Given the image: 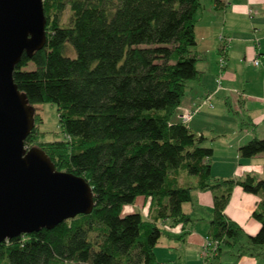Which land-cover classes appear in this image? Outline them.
<instances>
[{
  "label": "trees",
  "instance_id": "1",
  "mask_svg": "<svg viewBox=\"0 0 264 264\" xmlns=\"http://www.w3.org/2000/svg\"><path fill=\"white\" fill-rule=\"evenodd\" d=\"M211 1L219 8L228 2ZM43 5L47 42L32 55L24 53L14 70L35 108L25 145L41 147L58 170L84 177L95 206L54 228L6 239L0 264H159L158 222L182 224L176 238L184 240L193 219L183 205L197 190L221 189L210 222V236L221 244L210 264L224 245L243 253L264 248V179L215 177L207 137L174 121L188 83L202 76L194 47L203 0H43ZM44 102L57 105L61 137L53 141L41 139L36 105ZM263 152L264 138L258 136L239 148L242 158ZM180 168L196 175L197 183H180L173 174ZM235 185L260 196L252 213L261 224L255 235L225 213ZM137 195L151 198L150 217L122 214Z\"/></svg>",
  "mask_w": 264,
  "mask_h": 264
},
{
  "label": "crops",
  "instance_id": "2",
  "mask_svg": "<svg viewBox=\"0 0 264 264\" xmlns=\"http://www.w3.org/2000/svg\"><path fill=\"white\" fill-rule=\"evenodd\" d=\"M209 2L203 6L196 25L197 46L194 53L199 58L197 66L202 76L200 80L192 81L187 86L185 93L187 97L178 107L174 121H180V115L185 110L195 111L186 125L197 134L205 135L207 137L205 144L212 147L214 153L217 155L222 153L218 159L212 156L213 159L210 160L215 177L238 179L252 174L264 179V152L252 158H242L239 153L240 146L253 137L264 138V59L259 66L253 64L254 58L264 53V0H228L227 5L220 8L214 2ZM221 35L231 38L230 46L224 53L226 64L223 68L219 64L222 56ZM218 77L222 79L223 88L220 90ZM217 89L219 90L217 94L221 91L228 101L232 91L243 92L239 96L240 104L244 108L243 116L240 122H233L232 127L234 137L237 135V138L223 145L217 144L214 136V139L208 138V131H216L212 126L215 121L222 122L218 126L228 125V122L216 119L214 105L204 104L203 108L201 102L198 103L204 95ZM236 111L240 113L239 110ZM244 117L248 120L244 121ZM173 174L182 184H195L198 181L196 175L190 176L184 170H176ZM220 190L194 192L196 204L193 205L198 206L199 212H196L195 217L192 212L184 209L193 219L190 232L184 240L176 238L183 231L182 224L158 222V227L163 231L158 236L154 248L159 264H203L199 253L206 238L210 236V222L214 216V195ZM259 200V195L246 192L240 185H235L225 213L249 235H255L261 224L256 219L252 220L254 218L252 213L257 208ZM144 203L143 196L131 198V202L125 203L127 208L123 215L137 212L139 210L137 208ZM144 209L150 213L149 205ZM154 209L152 217L155 215ZM228 248L227 250L222 247L219 257L214 260L215 264H264L263 247L253 248L244 253L236 247Z\"/></svg>",
  "mask_w": 264,
  "mask_h": 264
},
{
  "label": "water",
  "instance_id": "3",
  "mask_svg": "<svg viewBox=\"0 0 264 264\" xmlns=\"http://www.w3.org/2000/svg\"><path fill=\"white\" fill-rule=\"evenodd\" d=\"M46 42L43 0H0V243L54 228L95 206L84 177L58 170L41 147L25 145L35 109L14 70L24 53Z\"/></svg>",
  "mask_w": 264,
  "mask_h": 264
},
{
  "label": "rangeland",
  "instance_id": "4",
  "mask_svg": "<svg viewBox=\"0 0 264 264\" xmlns=\"http://www.w3.org/2000/svg\"><path fill=\"white\" fill-rule=\"evenodd\" d=\"M211 0H203V4L204 5H208ZM69 10V7H68ZM69 16V12L67 11L65 16H64V21L67 20ZM196 49V47H194V50ZM68 52L73 54L72 49L68 48ZM28 68H34V65L32 63H30ZM195 81V80H192ZM192 81H190L188 83V85H190L192 83ZM223 88V86H222ZM221 88V89H222ZM220 90V89H219ZM217 89V91L214 92H210L207 95H204L201 100L198 101V103L201 102V106H203L204 104L209 105V102L207 100V97H210V102L212 103V105H214L213 111L216 113V116L218 120H226L228 122V125L224 124V125H220L218 126L219 121H215L213 122V127L215 128L216 131L212 132V131H208V138L214 139L216 140L217 144L223 145L226 142L232 141L237 138L234 137V130L232 129L233 127V122H240L241 121V116H243V112H244V108L243 105L240 104V99L239 96L241 94H243L242 91H232L231 92V97L230 100L228 101L227 98L225 97V94L221 93V91L217 94V92L219 91ZM187 97V95H184L183 100H185ZM204 108V106H203ZM35 109V108H34ZM237 110L240 111V113H238ZM36 110L41 114L42 117V122L40 123V130H42L44 132V134L41 136V139L44 141H53L56 140L58 138L61 137V128L59 125V115H58V110H57V105L51 102H44V103H40L38 105H36ZM177 115V110L175 112V116ZM194 116V115H193ZM244 121H247L248 118L244 117L243 118ZM214 136V137H213ZM217 150V149H216ZM222 154V153H221ZM217 155L216 153H214L213 158L216 157V159H218V157L221 155ZM217 155V156H215ZM212 158V159H213ZM184 170L186 171L184 168H180L178 171ZM186 173L190 176H192L191 174H189L187 171ZM195 194V193H194ZM193 194V195H194ZM137 196H143L145 198V203L140 206L138 212H141L143 215H145V217H150L151 213H147L146 209H144L145 207L147 208L148 205L150 207L151 204V198H147L144 195H137ZM128 202H131L128 201ZM193 203L196 204L195 202V198L193 196L192 201L186 202L184 203V209L186 211H190L192 212V214L196 217V212L198 211V206H194ZM144 206V207H143ZM144 212H143V209ZM127 206L126 204H124L123 208H122V214L125 213ZM130 214V213H129ZM150 215V216H149ZM255 218H252V220H254ZM160 228V227H159ZM166 229V227H164ZM161 232H163L162 230H160ZM244 232L246 234H248V232L246 230H244ZM244 244H247V238L245 237L243 240ZM229 246L224 245L223 248H226L227 250ZM264 257V256H262ZM203 263V261H201Z\"/></svg>",
  "mask_w": 264,
  "mask_h": 264
},
{
  "label": "built area",
  "instance_id": "5",
  "mask_svg": "<svg viewBox=\"0 0 264 264\" xmlns=\"http://www.w3.org/2000/svg\"><path fill=\"white\" fill-rule=\"evenodd\" d=\"M220 42H221V59H220V67L223 68L226 64V57L224 56V53H226L228 47L230 46L231 38L226 37L224 35L220 36ZM264 59V53H260L257 57L254 58L253 64L256 66L261 65L262 60ZM218 83V89L222 88V79L221 77H218L217 79ZM207 100L209 102V105L212 106V103L210 102V97H207ZM195 114L194 110H185L180 115V121L188 122L191 120L193 115ZM221 242L218 239H213L211 236L206 238V241L200 250L199 256L201 260L203 261V264H210L211 260L217 255L219 246Z\"/></svg>",
  "mask_w": 264,
  "mask_h": 264
}]
</instances>
